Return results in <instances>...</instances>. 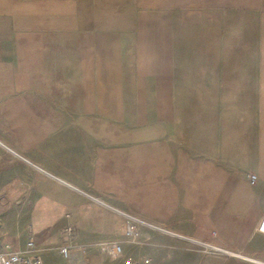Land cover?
Listing matches in <instances>:
<instances>
[{"label": "rangeland", "instance_id": "rangeland-1", "mask_svg": "<svg viewBox=\"0 0 264 264\" xmlns=\"http://www.w3.org/2000/svg\"><path fill=\"white\" fill-rule=\"evenodd\" d=\"M51 1L0 0V33L16 42L15 61H22L20 49L26 42L22 34L29 25L33 31L68 29L69 0ZM132 1L133 5L116 0L111 7L100 8L120 13L131 9L135 14L155 10L152 20L163 13L173 19L174 36L153 40L171 49L176 119L131 127L117 107L103 111L102 102L94 100L101 96L98 85L93 95L73 84L75 72L69 69L35 71L30 92L21 98L15 88L8 109L30 112L29 117L15 115L14 125L21 132L29 125L31 141L32 128L45 127L47 147L59 144L57 151L63 154L61 166L48 167L73 179L63 182L0 143L55 185H47V192L62 205L58 219L43 213L51 206L47 199H30H38L37 232L49 226L54 234L43 238L44 244L70 245L68 264H76L80 257L77 264H110L99 243L123 239L113 232V225L122 221L119 211L150 228L142 242L122 241L126 255L148 256L152 264H264L245 262L185 236L198 211L215 209L217 156L232 152L242 161L264 160V0ZM57 64L68 66V55ZM92 72L78 71L77 80ZM15 141L19 144L16 135ZM14 184L7 183L0 191L4 218L21 206L18 198L24 186L21 181ZM66 225L72 226V236L63 234ZM27 239L39 250L31 232ZM55 256L48 261L61 264Z\"/></svg>", "mask_w": 264, "mask_h": 264}, {"label": "crops", "instance_id": "crops-1", "mask_svg": "<svg viewBox=\"0 0 264 264\" xmlns=\"http://www.w3.org/2000/svg\"><path fill=\"white\" fill-rule=\"evenodd\" d=\"M51 2L62 4L57 0ZM115 2L69 0V25L64 31L55 26L33 31L29 25L22 34L26 42L20 49L21 62L15 61V54L18 53L16 42L11 36L0 33V143L12 151L17 150L31 165L42 168L63 182L72 183L73 179L63 176L56 168L48 167L61 166L63 154L57 151L60 145L54 144L52 149L47 147L49 143L45 141V127L32 128L35 136L31 141L29 125L24 127L25 132L14 125L15 115L26 114L29 117L30 112L8 109V103L12 106L14 101L15 88L21 92V98L30 92L35 71L45 73L69 69L75 72L73 84L76 87L80 84L82 90L87 92L91 90L93 95L98 85L101 96L94 100L102 102L103 111L110 110L111 106L117 107L124 123L131 127L173 122L176 119L172 96L173 62L168 57L171 49L162 41L153 40L173 35V19L163 13L160 19L152 20L155 10L135 14L131 9L120 13L108 7L100 8L103 4L111 7ZM133 2L130 0V5ZM64 55H68V66L57 64L61 63ZM87 69L93 72L81 75L79 82L78 71ZM109 87H112V91ZM15 135L20 146L15 141ZM1 145L0 191L7 183L16 186L14 182L17 181H21L24 187L18 198L21 206L17 211H7L6 214L11 216L6 218L0 216V242L20 249L31 232L45 262L52 264L48 260L55 259L57 255L64 264L58 253V245L55 242L47 245L42 241L43 238L52 237V228L48 226L42 232H37L36 227L39 198L51 203L43 211L44 214L51 215L53 219L60 217L61 203L47 192V185L52 183L27 164L16 160ZM249 155L252 157V153ZM245 160L242 161L232 152L217 156L215 209L212 213L198 211L185 236L238 255L245 262L264 263V160L253 162L251 158L248 161L247 157ZM248 173L256 175L253 185L248 184ZM35 196L38 199L30 201ZM26 214L30 215L29 219L24 216ZM31 223L34 224L33 228H30Z\"/></svg>", "mask_w": 264, "mask_h": 264}, {"label": "built area", "instance_id": "built-area-1", "mask_svg": "<svg viewBox=\"0 0 264 264\" xmlns=\"http://www.w3.org/2000/svg\"><path fill=\"white\" fill-rule=\"evenodd\" d=\"M250 185L256 182V176L249 174L246 176ZM117 216L122 219L116 225H113V232L120 235L121 240H106L99 243V250L105 256L110 264H152L151 258L146 256L138 258L137 256L124 254L122 241H132L133 243L142 242L149 236L150 228L145 224L137 222L131 217L116 211ZM66 236L73 235L71 225H66L63 229ZM70 245L63 243L58 247V253L64 264L72 261L70 255ZM83 257L76 260V264L81 262ZM0 264H49L44 261L39 250L36 248L32 239H27L22 248L16 249L10 243L0 242Z\"/></svg>", "mask_w": 264, "mask_h": 264}]
</instances>
